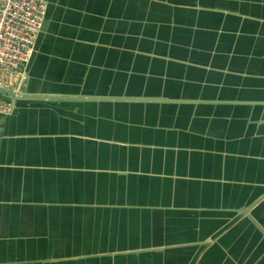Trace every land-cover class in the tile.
I'll return each mask as SVG.
<instances>
[{
    "label": "crops",
    "instance_id": "obj_1",
    "mask_svg": "<svg viewBox=\"0 0 264 264\" xmlns=\"http://www.w3.org/2000/svg\"><path fill=\"white\" fill-rule=\"evenodd\" d=\"M24 70L0 264H264V0H48Z\"/></svg>",
    "mask_w": 264,
    "mask_h": 264
},
{
    "label": "built area",
    "instance_id": "obj_2",
    "mask_svg": "<svg viewBox=\"0 0 264 264\" xmlns=\"http://www.w3.org/2000/svg\"><path fill=\"white\" fill-rule=\"evenodd\" d=\"M48 0H0V88L17 94ZM6 109L0 102V113Z\"/></svg>",
    "mask_w": 264,
    "mask_h": 264
},
{
    "label": "water",
    "instance_id": "obj_3",
    "mask_svg": "<svg viewBox=\"0 0 264 264\" xmlns=\"http://www.w3.org/2000/svg\"><path fill=\"white\" fill-rule=\"evenodd\" d=\"M0 94L7 95V94H11V92L8 89L0 88ZM262 192H263V190L262 191H260L258 189L257 190H253L249 203L246 206L242 207L240 212L236 211L235 214L233 215V218L236 219L239 216L245 215V216H248L249 219L250 218L254 219V217L250 214L249 209L251 208V206L253 204L259 203L258 202L260 200L259 195ZM247 210H248L249 213L247 212ZM250 220L253 222L252 219H250Z\"/></svg>",
    "mask_w": 264,
    "mask_h": 264
}]
</instances>
